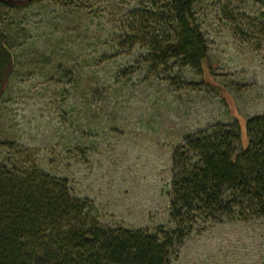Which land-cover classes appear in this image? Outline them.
Segmentation results:
<instances>
[{"label":"rangeland","instance_id":"obj_1","mask_svg":"<svg viewBox=\"0 0 264 264\" xmlns=\"http://www.w3.org/2000/svg\"><path fill=\"white\" fill-rule=\"evenodd\" d=\"M165 2L40 0L0 11L13 55L0 82V164L29 158L91 203L104 227L173 228V151L217 124L237 125L244 150L246 119L264 115V0L195 3L205 78L148 71L147 52L123 46L138 35L130 13ZM222 218H196L169 264H264V219Z\"/></svg>","mask_w":264,"mask_h":264},{"label":"trees","instance_id":"obj_2","mask_svg":"<svg viewBox=\"0 0 264 264\" xmlns=\"http://www.w3.org/2000/svg\"><path fill=\"white\" fill-rule=\"evenodd\" d=\"M38 1L0 0V11ZM197 1L166 0L160 11L136 9L130 17L138 35L130 34L123 46L127 41L130 53L140 45L148 71L179 66L208 77L212 66L194 13ZM12 62L0 36V82ZM246 134L244 150L236 148L237 125L217 124L184 138L171 155L173 228L153 233L100 225L91 203L29 158L0 164V264H169L196 218L264 219V115L246 119Z\"/></svg>","mask_w":264,"mask_h":264}]
</instances>
